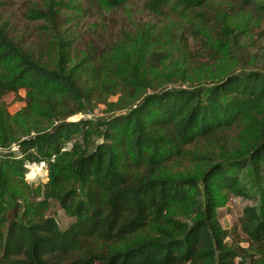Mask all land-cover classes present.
<instances>
[{"label":"trees","instance_id":"trees-1","mask_svg":"<svg viewBox=\"0 0 264 264\" xmlns=\"http://www.w3.org/2000/svg\"><path fill=\"white\" fill-rule=\"evenodd\" d=\"M133 1L90 0L101 9ZM218 1L142 5L194 13L200 43L227 56L252 14L264 17V0ZM60 5L0 0V264H264V72L229 69L206 85L147 93L143 49L77 60L74 22ZM110 84L144 96L104 119L66 120L87 110L88 90ZM21 90L24 105L11 113L4 97ZM35 163L44 177L29 179ZM232 198L244 205L225 228L217 210ZM52 201L72 217L65 228ZM239 233L247 246L226 241Z\"/></svg>","mask_w":264,"mask_h":264},{"label":"rangeland","instance_id":"rangeland-1","mask_svg":"<svg viewBox=\"0 0 264 264\" xmlns=\"http://www.w3.org/2000/svg\"><path fill=\"white\" fill-rule=\"evenodd\" d=\"M13 1L16 3V8L22 5L31 8L36 3V0ZM218 2L215 4L218 10L224 11L229 8L224 2ZM233 6V11L238 12L237 4ZM59 7L74 22L75 50L72 53L78 57L77 60L85 51L89 53V60H92L93 57L98 58L105 51L111 54L114 51L129 50L131 52V47L142 48L141 52L144 53L148 63L143 67L152 85L146 89L147 93L154 91L157 85L184 87L206 85L212 80V76L222 74L229 69L234 71L257 69L264 72V17L257 19L252 13L253 16L249 19L246 31L239 33V37L232 42L229 54L223 56L219 52L216 53L211 45L200 43L196 37L199 31L195 30L197 22H195L194 13L183 16L178 12L169 11L168 7L162 14L149 13L143 8L142 0H135L116 9H101L90 0H61ZM226 10L228 14L234 13L229 9ZM240 12L239 16L243 17L250 14L246 11L240 10ZM31 24L35 25L36 22ZM42 30L39 28L38 32ZM149 51L158 54L149 58ZM143 67H139L140 76L145 72ZM85 71L82 67L76 69V72L80 74L78 80L82 81L81 86L84 90L89 86V82L85 81ZM119 89V85L110 84L107 89H101L100 93L96 88L88 90L90 97L86 101L87 110L68 116L66 120L104 119L127 111L130 109L128 104L136 103L144 96V91L141 89L132 95H128L126 89L123 91ZM24 94L25 91L21 90L17 95L10 93L4 97L11 113L17 112L24 105L21 100ZM121 97H126L128 100L124 99L121 103ZM100 139L96 138L95 141ZM199 145L201 150L207 148L204 143ZM39 167L40 165L36 163L33 169L29 167L26 177L29 179L36 176L44 177V172ZM185 168L186 163H182L176 167V170L183 171ZM243 205L240 199L232 198L227 207L217 210L223 227L233 226L241 214ZM49 211L56 217L61 228H65L72 220V217L66 215L55 201L51 202ZM232 240H237L234 241V246L248 245L242 233L235 238L226 239L228 243ZM238 259L237 257L236 260Z\"/></svg>","mask_w":264,"mask_h":264},{"label":"bare ground","instance_id":"bare-ground-1","mask_svg":"<svg viewBox=\"0 0 264 264\" xmlns=\"http://www.w3.org/2000/svg\"><path fill=\"white\" fill-rule=\"evenodd\" d=\"M29 167H31L32 169L34 168V164H30ZM40 168V167H39ZM38 168V169H39ZM32 173V172H31Z\"/></svg>","mask_w":264,"mask_h":264}]
</instances>
